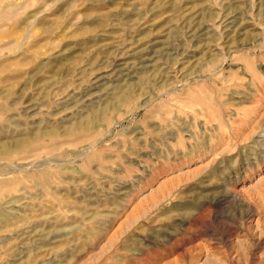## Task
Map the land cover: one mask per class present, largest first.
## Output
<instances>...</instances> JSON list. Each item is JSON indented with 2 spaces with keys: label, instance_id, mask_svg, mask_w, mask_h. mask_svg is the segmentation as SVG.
I'll list each match as a JSON object with an SVG mask.
<instances>
[{
  "label": "rangeland",
  "instance_id": "1",
  "mask_svg": "<svg viewBox=\"0 0 264 264\" xmlns=\"http://www.w3.org/2000/svg\"><path fill=\"white\" fill-rule=\"evenodd\" d=\"M263 12L0 0V264H264Z\"/></svg>",
  "mask_w": 264,
  "mask_h": 264
},
{
  "label": "bare ground",
  "instance_id": "2",
  "mask_svg": "<svg viewBox=\"0 0 264 264\" xmlns=\"http://www.w3.org/2000/svg\"><path fill=\"white\" fill-rule=\"evenodd\" d=\"M258 11V10H257ZM264 13V12H263ZM241 15V14H240ZM232 19V18H231ZM231 19H227V20H231ZM237 19V18H236ZM233 22V21H232ZM231 22V23H232ZM235 22V21H234ZM225 23V21L224 22H222V25ZM235 23H237V22H235ZM233 24V23H232ZM234 25V24H233ZM227 26H230V24L228 25L227 24ZM232 26V25H231ZM235 26V25H234ZM223 27H226V25L225 26H223ZM227 29V28H226ZM233 29V28H232ZM231 29V30H232ZM235 31V30H234ZM58 62V61H57ZM70 69H68V71H69ZM63 71H65V70H63ZM67 71V72H68ZM72 71V70H71ZM65 73V72H64ZM62 75V74H61ZM153 80V79H152ZM145 82V81H144ZM147 82V84H149L150 86L151 85H153L152 83V81H151V83L150 82H148V80L146 81ZM103 84V83H102ZM101 84V85H102ZM117 85V84H116ZM142 90V89H141ZM135 92V91H134ZM125 94V93H124ZM90 95V94H89ZM87 96V95H86ZM69 98H72V96L71 97H69ZM128 98V97H127ZM100 99H101V97H100ZM76 101V100H75ZM92 102V101H91ZM122 102V101H121ZM90 103V102H89ZM115 104V103H114ZM66 105V104H65ZM34 107V106H33ZM108 107H110V106H108ZM103 108V107H102ZM110 108H112V110H116L117 108H116V105H113L112 107H110ZM27 110V109H26ZM118 110V109H117ZM116 110V111H117ZM103 111V113L101 114L100 112L99 113H91V115H90V117H88L87 119H82V120H80V121H78V122H76V123H73L72 125L70 124V125H65L64 127H63V130H62V132H61V136H66V135H68V134H71V133H78V134H80V133H84V134H86V133H89V132H97L98 131V127H99V125H98V122H100L98 119H97V115H103V116H105V117H110V113L109 114H107V112H108V110H102ZM102 118V117H101ZM104 118V117H103ZM100 124V123H99ZM101 125V124H100ZM104 126V125H103ZM106 130V129H105ZM42 134L44 135V136H54L55 134H56V131H55V129L54 128H48V129H46L45 131H42ZM77 137V136H76ZM26 138V137H25ZM89 148V147H88ZM15 151V149H5V148H3V147H1L0 146V160H2V159H4L6 156H8V155H11V154H14V153H16V152H14ZM50 162H52V161H50ZM49 162V163H50ZM3 163V162H2ZM7 163V162H6ZM37 163V162H36ZM44 163V162H43ZM42 163V164H43ZM7 164H9V163H7ZM42 164H41V166L40 167H38V168H36L35 170L36 171H40L42 168H44V165L42 166ZM31 166H33L32 164H31ZM31 166H28V167H30V168H32ZM30 168H29V170H30ZM64 168V167H63ZM62 168V169H63ZM16 169V168H15ZM27 170V169H26ZM66 171H68V168H66L65 169ZM18 171V170H17ZM16 171V172H17ZM63 171V170H62ZM8 172H10V170H9V168L8 167H3V166H0V233H1V231H2V229H4V228H6L9 224H11V223H18V222H21V225L20 226H22V221H23V218H22V216L21 215H19L18 214V212L19 211H22V210H20V209H17V208H13V207H10L9 209L11 210V212L9 211V212H6V210H5V206L7 207V205H9V204H11V203H13V202H16V200L17 199H10L9 198V196L7 195V190H8V188H9V181H5V183H3V181H2V179L3 178H6V180L7 179H9L10 177H11V174H9ZM5 175V176H4ZM21 199V198H20ZM3 201H5V202H3ZM14 206V205H13ZM7 210H8V208H6ZM23 214H24V212H22ZM24 222V221H23ZM26 223V222H25ZM24 224V223H23ZM23 226H25V225H23ZM23 226L21 227L22 229H20L19 228V226H18V229L19 230H14L13 231V233L14 234H16V235H18V237L19 236H21L22 237V235H24L25 234V231H26V228H23ZM21 232V233H20ZM15 235V236H16ZM26 236V235H25ZM6 239V238H5Z\"/></svg>",
  "mask_w": 264,
  "mask_h": 264
}]
</instances>
